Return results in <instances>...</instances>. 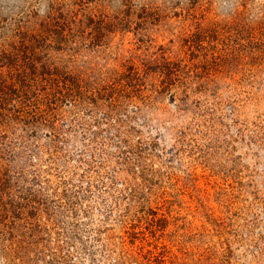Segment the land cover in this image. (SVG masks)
Here are the masks:
<instances>
[{"label": "rangeland", "instance_id": "374dc122", "mask_svg": "<svg viewBox=\"0 0 264 264\" xmlns=\"http://www.w3.org/2000/svg\"><path fill=\"white\" fill-rule=\"evenodd\" d=\"M0 51L32 119L0 121L1 246L264 264V0H0Z\"/></svg>", "mask_w": 264, "mask_h": 264}, {"label": "trees", "instance_id": "16d2710c", "mask_svg": "<svg viewBox=\"0 0 264 264\" xmlns=\"http://www.w3.org/2000/svg\"><path fill=\"white\" fill-rule=\"evenodd\" d=\"M24 46L20 44V50L22 53L26 52V44L24 42H21ZM15 58L12 56L10 52L7 51H0V121L3 123H8L9 120L13 121V115L15 120H20L23 125L30 122L32 119L26 118V114H30V111H27L29 108L28 104L26 103L25 99H20L17 101H13V96H17V90L8 80L7 75L2 71L3 66H8L7 64L2 65L3 61H6L8 64L13 62ZM11 65V64H10ZM7 76V77H6ZM11 78V75H10ZM21 95V94H18ZM13 98H12V97ZM11 97V101H9V98ZM40 119V116L38 117V120ZM9 136L8 135H0V146H2V143L5 145L12 144V142L8 141ZM11 147V146H10ZM18 217V216H17ZM5 216L1 213L0 214V224L1 221ZM20 220V217H19ZM17 221L11 220L10 226L7 227L9 230L13 228L12 226L15 225ZM15 230L18 231V233L14 232H8L7 237L3 238V240L9 242L8 245L1 246L0 244V253L2 254L3 259L5 258L6 250H8L7 258L9 257L8 254L13 253L14 255H10L11 258L7 260L8 264H16L15 260L18 261V264H25V262L29 261L30 255L36 251H34V248H36V242H38L39 239V228L37 224H34L33 222H27V225L21 226L19 225L18 228ZM41 238V237H40ZM2 240V242H3ZM37 253V252H36Z\"/></svg>", "mask_w": 264, "mask_h": 264}]
</instances>
